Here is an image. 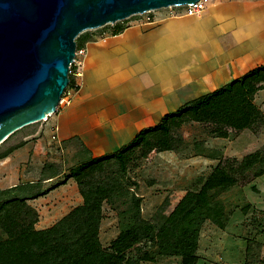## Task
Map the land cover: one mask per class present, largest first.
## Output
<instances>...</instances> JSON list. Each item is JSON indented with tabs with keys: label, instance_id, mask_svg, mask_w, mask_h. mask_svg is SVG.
Masks as SVG:
<instances>
[{
	"label": "crops",
	"instance_id": "crops-1",
	"mask_svg": "<svg viewBox=\"0 0 264 264\" xmlns=\"http://www.w3.org/2000/svg\"><path fill=\"white\" fill-rule=\"evenodd\" d=\"M155 17L148 22H125L113 34L115 21L103 34L82 37V73L74 77L78 86L69 101L46 116L42 135H24L20 146L0 158V188L40 184V194L25 198L38 213L35 228L51 225L82 202L79 190L70 197L54 196L59 187L69 185L75 190L72 176L36 175L47 153L57 151L60 142L76 138L89 156L113 152L140 129L158 123L165 113L264 63V0H210L193 14L167 16L159 10ZM60 179L63 183L56 184ZM69 202L71 207L59 209ZM243 206L244 216L249 209L263 210L250 201ZM226 224L220 227L207 221L200 229L195 264L203 249L207 264H232L234 251L230 254L228 246L218 243L223 238L214 241L216 229L223 231ZM147 262L153 260L134 264Z\"/></svg>",
	"mask_w": 264,
	"mask_h": 264
},
{
	"label": "trees",
	"instance_id": "trees-1",
	"mask_svg": "<svg viewBox=\"0 0 264 264\" xmlns=\"http://www.w3.org/2000/svg\"><path fill=\"white\" fill-rule=\"evenodd\" d=\"M114 25V34L124 28L122 24ZM76 46H79L78 41ZM263 81L264 63L165 113L158 123L140 129L119 149L90 156L71 175H67L75 178L82 202L47 227H34L38 213L26 202V195L22 193L24 186L31 183L0 188V226L5 232V236L0 237V264H127L124 253L138 241V230L149 229L148 220L140 216L142 196L125 187L116 176L110 177L107 182L92 180L93 172L103 169L106 162L113 159L124 176L127 152L135 146L143 144L146 151L153 148L173 149L170 130L177 121H212L241 129L263 120L262 111L253 101V95L262 87ZM21 144L19 142L0 151V158ZM263 156L264 153L259 151L249 153L240 165L250 166ZM263 172L264 166L257 169L254 176ZM235 183L236 179L218 164L198 191L187 190L157 229L156 254L176 255L180 257L179 264H195L201 224L209 219L220 227L224 226V205L213 199L209 190L227 188ZM40 193L37 190L29 195ZM112 196L127 197L126 211L131 213L132 223L122 228L108 246H104L98 236L102 202ZM140 260H153V256L144 252Z\"/></svg>",
	"mask_w": 264,
	"mask_h": 264
},
{
	"label": "rangeland",
	"instance_id": "rangeland-1",
	"mask_svg": "<svg viewBox=\"0 0 264 264\" xmlns=\"http://www.w3.org/2000/svg\"><path fill=\"white\" fill-rule=\"evenodd\" d=\"M159 10H165L167 16H172L169 7H159L131 14L124 19L117 20L116 23L121 22L122 25H125V22L131 21L148 22L156 19V11ZM111 25V23H106L82 30L75 40L79 42L82 37L103 34L104 30L110 28ZM253 101L264 115V81L262 87L254 93ZM45 122L46 118H43L15 130L0 143V151L22 142V137L28 133L36 132L38 135H42ZM177 122L170 130L174 144L173 149L157 150L153 148L146 151L143 144L135 146L127 152L124 176L120 172L118 163L113 159L106 162L103 169L97 170L91 175L92 180H104L105 182L110 177L116 176L121 179L125 187L142 196L140 216L148 220L149 229H137L139 239L136 244L125 251L124 260L127 264L139 263L140 257L144 252H147L153 256V263L143 264L180 263L179 256L168 255L172 257L163 258L167 255L156 254L155 234L186 191H198L215 166L219 164L226 173L236 179V183L227 188L217 187L209 190L213 199L223 203L222 223L224 226L227 223L225 230L216 229L218 234L214 237V241L223 238V242L219 241L218 243L228 246L230 254L234 253L232 264H264V174L260 177H258L259 175L254 176V172L264 166V158L261 160H258L260 157L257 158L250 166L240 165V161L249 153L255 151L264 153V119L241 129L212 121L183 120ZM223 132L226 134L223 135ZM144 151L146 152L144 153ZM89 155L78 139L71 138L62 141L58 145L57 151L47 153L46 161L36 175L59 173H64L66 176L71 175L80 163L90 157ZM21 159L25 160L24 157ZM38 164L40 165V162ZM252 181L255 182L253 186L248 183ZM60 183H63L61 179L56 184ZM77 188L78 186H75V190H72L69 185L59 187V191L54 196L61 198L63 195H69L70 197L78 193ZM40 189L38 182L31 183L29 186H24L22 193L27 196L37 190L40 191ZM244 201L253 202L263 210L249 209L247 216H244L241 212L244 206L240 208V204ZM127 202L126 196H112L102 202V218L98 232L102 245L107 244L106 246H108L122 228L132 223L131 213L126 211ZM71 206L72 203L69 202L59 209L63 211ZM228 213H230L229 216ZM207 221L209 224L217 225L206 219L200 229L205 226ZM4 236L5 232L0 226V237ZM247 242L249 249L245 251ZM203 251H198L201 257L197 264L210 262L204 257L203 253L206 251ZM231 251L234 252L231 253ZM211 252L213 250L207 251L208 254Z\"/></svg>",
	"mask_w": 264,
	"mask_h": 264
},
{
	"label": "water",
	"instance_id": "water-1",
	"mask_svg": "<svg viewBox=\"0 0 264 264\" xmlns=\"http://www.w3.org/2000/svg\"><path fill=\"white\" fill-rule=\"evenodd\" d=\"M194 1L0 0V143L56 110L82 30Z\"/></svg>",
	"mask_w": 264,
	"mask_h": 264
},
{
	"label": "built area",
	"instance_id": "built-area-1",
	"mask_svg": "<svg viewBox=\"0 0 264 264\" xmlns=\"http://www.w3.org/2000/svg\"><path fill=\"white\" fill-rule=\"evenodd\" d=\"M209 0H195L194 2H189L185 4H173L169 5L170 15H181V14H193L201 9H203ZM85 52V48L81 46H75L74 56L72 61L69 64L68 76L69 80L63 92L61 94L59 102H68L71 94L76 90L78 83L74 82V77L80 76L82 73V65H83V54ZM71 79V81H70Z\"/></svg>",
	"mask_w": 264,
	"mask_h": 264
}]
</instances>
